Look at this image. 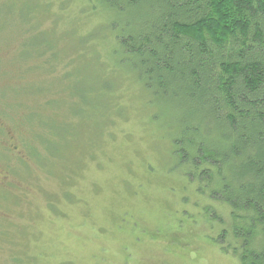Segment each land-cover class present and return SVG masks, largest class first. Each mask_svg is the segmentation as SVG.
<instances>
[{
	"label": "rangeland",
	"instance_id": "1",
	"mask_svg": "<svg viewBox=\"0 0 264 264\" xmlns=\"http://www.w3.org/2000/svg\"><path fill=\"white\" fill-rule=\"evenodd\" d=\"M75 7L55 13L57 34L82 24ZM49 14L48 0H0V264H241L166 156L170 111L131 87L115 117L91 64L45 74Z\"/></svg>",
	"mask_w": 264,
	"mask_h": 264
},
{
	"label": "trees",
	"instance_id": "2",
	"mask_svg": "<svg viewBox=\"0 0 264 264\" xmlns=\"http://www.w3.org/2000/svg\"><path fill=\"white\" fill-rule=\"evenodd\" d=\"M74 5L82 24L57 34L55 13ZM48 8L56 60L43 72L62 69L67 81L75 63L82 72L91 64L96 92L110 96L118 118L128 120L131 87L145 108L170 111L165 152L185 169L184 191L203 202L200 216L212 212L222 251L264 264V0H48ZM45 94L34 98L53 97ZM38 127L42 142L54 139Z\"/></svg>",
	"mask_w": 264,
	"mask_h": 264
},
{
	"label": "flooded vegetation",
	"instance_id": "3",
	"mask_svg": "<svg viewBox=\"0 0 264 264\" xmlns=\"http://www.w3.org/2000/svg\"><path fill=\"white\" fill-rule=\"evenodd\" d=\"M6 178L0 173V186H4L5 184H7L4 180H5Z\"/></svg>",
	"mask_w": 264,
	"mask_h": 264
}]
</instances>
